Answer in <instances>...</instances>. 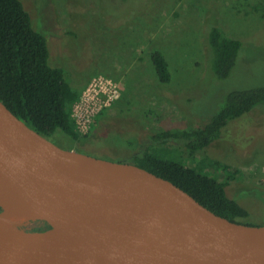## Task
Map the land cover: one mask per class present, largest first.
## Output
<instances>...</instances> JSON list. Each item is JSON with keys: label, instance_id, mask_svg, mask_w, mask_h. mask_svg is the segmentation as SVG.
I'll return each instance as SVG.
<instances>
[{"label": "rangeland", "instance_id": "1", "mask_svg": "<svg viewBox=\"0 0 264 264\" xmlns=\"http://www.w3.org/2000/svg\"><path fill=\"white\" fill-rule=\"evenodd\" d=\"M19 1L33 28L46 38L48 64L64 68L76 92L98 74L118 84L119 97L98 117L89 138L77 144L60 131L48 138L61 148L131 163L138 146L148 144L146 134L167 128L196 130L220 109L222 96L229 91L264 85L263 47L246 42L244 58L242 47L234 71L222 81L209 71L202 32L211 23L231 36L251 40L264 30V0ZM100 9L110 17L107 24ZM153 49L160 50L169 63L172 80L168 84L158 82L149 62ZM186 108L196 117L185 116ZM130 122L139 124V132L126 131ZM159 147L164 158H182L184 164L194 159L188 158L181 144ZM202 156L241 172L226 187L227 196L248 213L237 220L264 225L263 110L230 123L218 141L195 155ZM215 171L206 170L210 175ZM21 226L44 225L28 221Z\"/></svg>", "mask_w": 264, "mask_h": 264}, {"label": "water", "instance_id": "2", "mask_svg": "<svg viewBox=\"0 0 264 264\" xmlns=\"http://www.w3.org/2000/svg\"><path fill=\"white\" fill-rule=\"evenodd\" d=\"M0 264H264V225L218 216L132 163L61 148L0 101Z\"/></svg>", "mask_w": 264, "mask_h": 264}, {"label": "trees", "instance_id": "3", "mask_svg": "<svg viewBox=\"0 0 264 264\" xmlns=\"http://www.w3.org/2000/svg\"><path fill=\"white\" fill-rule=\"evenodd\" d=\"M121 2L125 3V0ZM100 14L107 24L110 18L107 12L100 9ZM202 32L208 45L209 71L218 80L230 77L242 47L241 56L244 58L246 42L264 48V30L252 35L251 40L231 36L211 23L205 24ZM148 57L158 82L170 83L172 73L163 53L153 49ZM48 59L46 38L33 28L22 3L0 0V101L44 137L49 138L60 131L78 144L89 138L105 109L94 119L88 134H79L71 119V109L81 91L76 92L69 84L68 72L64 68L50 66ZM223 96L220 109L207 122H201L196 130L167 128L146 134L148 144L138 146L131 163L170 181L214 214L232 221L248 216L247 211L226 194L227 185L238 180L241 172L235 167L195 155L218 141L230 123L256 109H262L264 114V85L232 90ZM186 110L182 111L185 116L196 117ZM130 123L126 131L139 132V124ZM167 144H181L188 151V158L194 159L190 164H184L182 158L160 156L159 146ZM209 168L218 172L210 175L206 172Z\"/></svg>", "mask_w": 264, "mask_h": 264}, {"label": "built area", "instance_id": "4", "mask_svg": "<svg viewBox=\"0 0 264 264\" xmlns=\"http://www.w3.org/2000/svg\"><path fill=\"white\" fill-rule=\"evenodd\" d=\"M118 97L119 88L114 80L100 74L94 75L71 109V119L78 133L88 134L94 119Z\"/></svg>", "mask_w": 264, "mask_h": 264}, {"label": "bare ground", "instance_id": "5", "mask_svg": "<svg viewBox=\"0 0 264 264\" xmlns=\"http://www.w3.org/2000/svg\"><path fill=\"white\" fill-rule=\"evenodd\" d=\"M1 217L2 219L18 226H21L23 223L26 222L24 218L17 216L9 211H3L1 213Z\"/></svg>", "mask_w": 264, "mask_h": 264}, {"label": "flooded vegetation", "instance_id": "6", "mask_svg": "<svg viewBox=\"0 0 264 264\" xmlns=\"http://www.w3.org/2000/svg\"><path fill=\"white\" fill-rule=\"evenodd\" d=\"M46 226H43V227H41V228H45ZM41 228H37V229H41Z\"/></svg>", "mask_w": 264, "mask_h": 264}]
</instances>
